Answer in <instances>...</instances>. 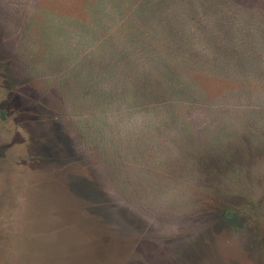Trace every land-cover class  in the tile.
<instances>
[{"label":"rangeland","instance_id":"rangeland-1","mask_svg":"<svg viewBox=\"0 0 264 264\" xmlns=\"http://www.w3.org/2000/svg\"><path fill=\"white\" fill-rule=\"evenodd\" d=\"M55 20L70 50L53 59ZM96 20L173 24L124 47L116 63L144 69H122L127 100L104 83L102 33L81 30ZM175 72L193 89L171 88ZM58 246L107 264H264V0H0V264L76 259Z\"/></svg>","mask_w":264,"mask_h":264},{"label":"trees","instance_id":"trees-1","mask_svg":"<svg viewBox=\"0 0 264 264\" xmlns=\"http://www.w3.org/2000/svg\"><path fill=\"white\" fill-rule=\"evenodd\" d=\"M102 14V12H101ZM97 25H100V31L95 30L93 24L86 25L87 27H82L81 30L85 31L90 36H94L98 34L99 32L102 33V43L101 45H97L99 49L102 50V53L106 54L108 53V57L106 55H102L105 65L109 66V70L106 71L104 74L107 75L109 79H105V85L107 83H115V80L122 83V88L124 89V95L121 97L122 99L127 100L130 96V88H129V79L126 78L123 74L122 69L125 68V71H131V67L134 66V78H139L140 74L143 73L144 69L140 67L138 63V59H134V61H128L123 64H118L116 61L118 58H123L124 56L128 57L127 54H124L125 48L128 50V54H132L134 51L138 52V48L141 46L150 45V40L158 39L159 32L161 30V33L166 34L163 30H167V34H170L169 29L172 28L171 20H144V23H139L136 20H96ZM69 20H55V23L51 26V41L54 42V45L51 44V58L56 59L59 58V54H68L67 52L70 50H67L66 47L68 46V40H67V32L65 30V25L68 24ZM143 22V21H142ZM159 23L162 24V27L159 28ZM114 24V31L111 34H108L107 32V26ZM215 29H217L216 32L218 34L222 35V33H227L226 29H221L223 24H216L214 25ZM178 35H181V38H184L182 33L180 31H177ZM211 36L215 37L214 40L218 39V34L209 33ZM117 35L116 37H119L121 40H115L113 39V36ZM216 35V36H215ZM148 36V37H147ZM150 36V37H149ZM168 37V36H167ZM124 41V45H123ZM123 45V46H122ZM143 46V48H145ZM125 47V48H124ZM148 47V46H146ZM143 58V57H142ZM153 64L158 65L159 61H162L161 57L153 56ZM141 62V61H140ZM162 65H160L161 67ZM171 69V68H169ZM158 74L161 75L162 78V72L160 69L157 70ZM123 78H118V75H121ZM160 77V76H159ZM170 80L171 82V88L174 89H181V90H192L193 86L196 84L191 80H189L187 77H185L183 74L181 75L179 72H175L171 75ZM159 81V79H158ZM195 84V85H194ZM198 86V85H197ZM109 94V90L104 89L102 92V97H105ZM242 173V172H239ZM250 205V209L258 212L259 207L258 205L252 201L251 203H248V207ZM246 204L242 205L237 209V214L240 216L238 217V223L236 224V227L239 229L243 225V221H247L249 219H246L247 215V208ZM228 213V210L226 211ZM234 212V211H233ZM233 212H229V216L232 215ZM55 252H57L59 255L67 256L68 252L66 250L60 251L57 248H55Z\"/></svg>","mask_w":264,"mask_h":264},{"label":"flooded vegetation","instance_id":"flooded-vegetation-1","mask_svg":"<svg viewBox=\"0 0 264 264\" xmlns=\"http://www.w3.org/2000/svg\"><path fill=\"white\" fill-rule=\"evenodd\" d=\"M53 199H54V198H51V200H53ZM60 199H62V198H60ZM63 199H64V198H63ZM54 200H55V199H54ZM64 200H65V199H64ZM69 211L74 212V213L78 212V210H77L76 208H74L73 210H69ZM66 217H69V216H66ZM80 217H82V216L80 215ZM80 217H79V220H78V218H77L75 215H73V216L69 217V219L72 220V221L77 220V221L79 222V221L81 220ZM83 217H85V218L87 219L88 215H83ZM89 219H90V218H89ZM97 219H100V218H97ZM86 241H87V243H88L86 247H89V248H91V247L89 246V244L96 243L95 241H93V239L86 240ZM98 246H99V245H98ZM99 247H100V246H99ZM57 248H58V250L62 251V250H64L66 247L58 246ZM74 249H75V247H70L69 250H66V251L69 252V253L67 254V256H72V257H74V258H76V259H74V260H72V261L61 262V263H63V264H78V263H80V262L83 261V260H87V263H89V264H107V263H109V261H111V260H108V259H107V257H108V256H107L108 252H107L106 254L101 253V254H99V255H96V253L93 254V253L91 252V250H89L88 253L91 255V257H89V256H87L88 253H84V250H87V249H83V250L81 251V253H79V254H77V253L74 251ZM53 250L55 251V248H53ZM101 251H102V250H101Z\"/></svg>","mask_w":264,"mask_h":264}]
</instances>
